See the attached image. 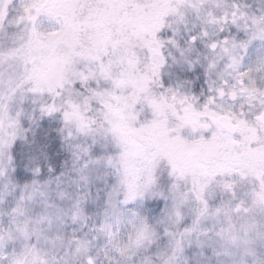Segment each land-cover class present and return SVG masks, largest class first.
Wrapping results in <instances>:
<instances>
[{
  "label": "snow or ice",
  "instance_id": "1",
  "mask_svg": "<svg viewBox=\"0 0 264 264\" xmlns=\"http://www.w3.org/2000/svg\"><path fill=\"white\" fill-rule=\"evenodd\" d=\"M0 264H264V0H0Z\"/></svg>",
  "mask_w": 264,
  "mask_h": 264
}]
</instances>
